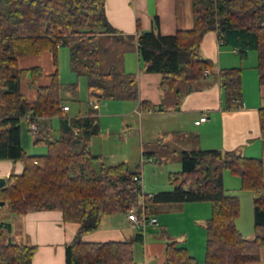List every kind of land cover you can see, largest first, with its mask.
I'll list each match as a JSON object with an SVG mask.
<instances>
[{
  "label": "trees",
  "instance_id": "1",
  "mask_svg": "<svg viewBox=\"0 0 264 264\" xmlns=\"http://www.w3.org/2000/svg\"><path fill=\"white\" fill-rule=\"evenodd\" d=\"M193 27L163 35L154 29L137 36L140 57L147 63V73L161 75L160 87L177 90L185 81L190 92L205 78L213 62L203 58L200 48L207 32L215 31L222 43L237 49L241 60L250 50L257 53L258 79L264 85V0H192ZM105 12V0H0V160L21 161L20 174L12 173L0 189L4 201L15 215L33 211L58 210L65 222L77 223L73 240L66 245V264H143L135 258V243L142 241L140 231L132 240L89 242L84 235L99 228L105 216L128 213L142 201L150 208L160 204L208 201L211 215L206 222L205 264H247L257 261L264 249V164L260 157H249L218 149L180 152L181 170L169 174L173 189L152 194L143 192L135 176L141 167L126 162L113 165L95 162L90 143L100 131L90 113L70 116L68 90L77 96V86L64 89L57 68L58 50L68 46L72 70L86 75L88 86L104 98L137 99L138 86L132 74L100 68L98 35L115 34ZM49 51L54 71L50 82L40 84L42 66L21 67L22 57ZM29 77V87L36 98L29 99L21 89ZM219 82L228 108L242 97V68H222ZM145 106L146 101H140ZM27 115L59 119V135L52 129L38 133L35 143L44 144L42 155L29 154L21 144L22 120ZM264 136V108L259 110ZM146 155V154H144ZM148 158H151L148 156ZM78 168V171H76ZM241 180V189L255 194L253 238L245 237L236 221L241 207L239 197L224 188V172ZM143 198V200H141ZM9 226V225H7ZM0 230V264H32L34 245L8 240ZM161 264H199L187 247L177 241L166 243Z\"/></svg>",
  "mask_w": 264,
  "mask_h": 264
},
{
  "label": "crops",
  "instance_id": "2",
  "mask_svg": "<svg viewBox=\"0 0 264 264\" xmlns=\"http://www.w3.org/2000/svg\"><path fill=\"white\" fill-rule=\"evenodd\" d=\"M105 12L116 32L115 34L101 33L98 39L113 38L117 42L132 44L133 50L131 49V52H128L121 61V70L115 65L112 66V70L134 76L138 86V98H104L100 91L94 90V95L91 97L95 106L90 107L85 114L90 113L91 109L94 110L91 115L99 125V129L97 115L102 99L133 101L129 105L130 108L128 107V112L116 114V116H132L137 112L140 114L139 117L145 114L155 116L156 135H162L159 138L164 137L166 140L177 138V144L171 150L174 154L184 150L218 149L222 152L232 151L243 156L260 157L264 164V136L261 133L259 117V110L264 108V85H261L258 79L257 53L255 56L250 50L247 58L241 60L237 49L222 43L217 32H207L203 38L200 54L213 62V67L206 69L210 73L205 75V78L198 82L197 88L190 92L187 90V83H180L181 81L178 83L177 90L165 91L160 87L161 75L146 72L147 63L139 55L137 36L154 29L155 18L158 19V30L163 35H173L178 30L191 29L193 27L192 0H105ZM43 53L51 56L50 72L44 70L39 59H35L41 54L22 57L19 64L24 68L42 66L44 76L40 84L45 85L50 82L48 75L54 71L55 66L52 53L49 51ZM232 67L242 68V97L234 101L232 108H228L218 76L220 69ZM21 89L29 99L36 98V91L29 87V77L22 82ZM71 97H73L72 94ZM140 101H146L147 104L143 106ZM70 110L71 107L65 113L75 116L69 114ZM155 113L157 115H153ZM204 115L207 119L196 124L195 121ZM125 123L129 125L128 122ZM125 123L121 122V124ZM36 124L37 136L38 133H48L49 128L53 130L52 118H40ZM25 141L27 144L30 143L21 131L23 147H25ZM33 143L37 144L35 139ZM142 154L150 156L149 160H152L150 162H154L156 152L144 150ZM104 157L106 158L107 155H102L100 161H103ZM22 170L21 161L0 160V177L6 180L12 173L20 174ZM141 176H143L142 173ZM223 182L226 192L238 196L240 200L241 211L236 221L237 228L247 238L255 236L253 216L255 194L242 190L240 178L228 171L224 172ZM152 193L155 192L149 194ZM191 203L196 205H190ZM191 203L160 204L150 208L151 215L157 218V224L148 225L142 231V241L138 242L142 246V258L137 260L138 262L161 264L165 259L166 243L177 241L179 245L188 248L199 264H205L208 218H202L193 210L201 206L206 207V203ZM208 207L211 210V204L207 205V209ZM245 207L247 214L244 216ZM113 215L103 217L99 228L84 235V240L89 242L132 240L140 232L126 213H124V219H115ZM105 220L112 225L105 226ZM201 221H204L203 224ZM2 226L9 227L8 240L36 247L32 264H66V245L75 237L79 225L65 222L62 212L58 210H40L15 215L5 203L0 206V230ZM158 227L160 231H157ZM197 233L200 234V238L194 240L193 236ZM136 255L135 251V258ZM247 264H264V249L260 252L259 260Z\"/></svg>",
  "mask_w": 264,
  "mask_h": 264
},
{
  "label": "rangeland",
  "instance_id": "3",
  "mask_svg": "<svg viewBox=\"0 0 264 264\" xmlns=\"http://www.w3.org/2000/svg\"><path fill=\"white\" fill-rule=\"evenodd\" d=\"M262 23L264 24V19ZM131 45L132 44H127L123 41L117 42L113 38L100 37L98 39V47L100 50L101 71L111 72L113 65L121 70L122 59L124 60L128 52H131V49L133 50ZM252 52L256 56V51L252 50ZM35 59H39L44 70L50 72L52 62L49 54L42 53L40 57L37 56ZM57 68L64 89L69 88L72 85L77 86L76 97H71V93L68 90H64L63 92V96L68 97L69 99L68 104L71 107L69 114H85L90 107L95 106L91 97L92 90L88 86L87 76L84 74L78 75L72 70L68 46H62L59 48ZM180 83H185V81H181ZM131 102L133 101L101 100L97 115L100 124V134L93 136L90 147L93 154L100 156L107 155V157H104L103 161H96L95 169L98 170L100 164L113 165L126 162L133 169L136 167L142 168L144 193L149 194L151 192L170 191L173 189V185L170 183L169 174L181 170L180 153L174 154L171 152V150L174 149L173 146H176L177 144V138L166 140L163 137V139H165L163 142V139L159 138V136L162 135H156L157 123L155 116L153 117L151 114H145L143 117H139L140 114L137 112L133 113L132 116H116V114H125L128 112ZM110 115L114 116L111 117ZM153 115L157 114L155 113ZM122 121L124 123L128 122L129 125H126V123L121 124ZM52 128L53 135H59L58 117L52 118ZM22 131L28 142L30 141L28 144L26 141L24 143V148L29 154L42 155L47 153V146L44 144L33 143V140L37 135L36 132L30 130V122L26 119L22 120ZM144 150H153L156 152L154 162H150L147 155L142 154ZM76 171H78V168ZM141 200H143V198H141ZM204 203H206V207L201 206V208H196L193 211L200 214L202 218H209L211 210L210 207L207 209V205L210 206V202L204 201ZM190 205H196V203H191ZM243 214L244 216L247 214L246 207L243 209ZM113 217L115 219H124V213L120 212L114 214ZM107 221L108 220H105L104 225L111 226L112 224ZM201 222L203 224L204 221ZM157 231H160L159 227L157 228ZM5 233L7 238L8 230H5ZM253 236L254 235L249 238H253ZM171 238L175 239L174 237ZM199 238V233H197L196 236H193L194 240H199ZM135 251L137 253L136 260H140V258H142V246L138 242L135 243Z\"/></svg>",
  "mask_w": 264,
  "mask_h": 264
},
{
  "label": "built area",
  "instance_id": "4",
  "mask_svg": "<svg viewBox=\"0 0 264 264\" xmlns=\"http://www.w3.org/2000/svg\"><path fill=\"white\" fill-rule=\"evenodd\" d=\"M205 75H208L210 73L209 70H205ZM238 101V100H236ZM69 108L67 106L63 107L64 111H67ZM207 117L201 116L197 121H195L196 124H200L201 122L205 121ZM26 120L30 122V130L33 132H36L38 130V126L36 122L31 120V116L27 115ZM151 160V159H150ZM152 161V160H151ZM134 179L138 181V183L143 186V179L142 176L138 175L135 176ZM127 216L129 220L133 222V225L139 229L140 231H144L148 225H156L157 224V218L151 215L150 210L145 206L144 201H142L141 207H135L132 206L127 213Z\"/></svg>",
  "mask_w": 264,
  "mask_h": 264
},
{
  "label": "water",
  "instance_id": "5",
  "mask_svg": "<svg viewBox=\"0 0 264 264\" xmlns=\"http://www.w3.org/2000/svg\"><path fill=\"white\" fill-rule=\"evenodd\" d=\"M7 185V180L4 177H0V189L4 188ZM4 201H0V206L4 205Z\"/></svg>",
  "mask_w": 264,
  "mask_h": 264
}]
</instances>
